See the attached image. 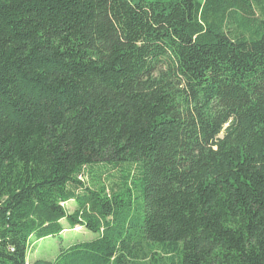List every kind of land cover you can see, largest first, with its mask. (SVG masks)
Here are the masks:
<instances>
[{
    "label": "trees",
    "instance_id": "1",
    "mask_svg": "<svg viewBox=\"0 0 264 264\" xmlns=\"http://www.w3.org/2000/svg\"><path fill=\"white\" fill-rule=\"evenodd\" d=\"M0 264H264V0H0Z\"/></svg>",
    "mask_w": 264,
    "mask_h": 264
},
{
    "label": "rangeland",
    "instance_id": "2",
    "mask_svg": "<svg viewBox=\"0 0 264 264\" xmlns=\"http://www.w3.org/2000/svg\"><path fill=\"white\" fill-rule=\"evenodd\" d=\"M111 175L113 178L109 181L108 177ZM104 182L107 185L119 183L120 180L118 170H111L110 173H107L104 177ZM66 208L70 213H73L77 209V206L76 203L70 202L66 205ZM64 224L66 228H69L66 222H64ZM97 238L98 235L86 230L85 228H76L75 230L67 229L60 237H49L40 241L32 239L28 254V261L29 263H34L38 260L53 261L60 255L61 250L69 248L77 243L93 241Z\"/></svg>",
    "mask_w": 264,
    "mask_h": 264
}]
</instances>
